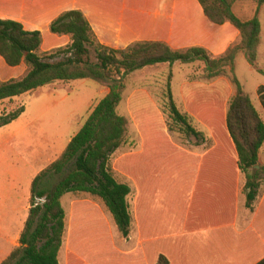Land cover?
<instances>
[{
  "label": "crops",
  "instance_id": "1",
  "mask_svg": "<svg viewBox=\"0 0 264 264\" xmlns=\"http://www.w3.org/2000/svg\"><path fill=\"white\" fill-rule=\"evenodd\" d=\"M72 10L85 14L101 45L116 50L137 42H161L174 50L204 48L218 58L240 37L239 31L230 23L221 26L211 23L197 0H0V19L14 20L28 31L41 32L44 53L71 44L70 36L55 35L50 27L62 13ZM165 65L172 66L159 64L131 75ZM25 71V65L10 67L0 56L2 81L17 79ZM203 75L204 72L201 80L209 84L201 85L196 80L185 82L182 87L178 84L183 105L181 109L177 106L209 130L213 147L200 154L184 150L172 141L168 129L161 125L162 136L152 137L149 130L153 122L140 120L144 108L137 113L135 110L133 119L142 144L138 151L131 153L130 179L134 197L130 234L123 237L114 218L112 222L107 217L88 213L78 212L77 215L72 211L76 202L69 207V213L64 203L65 195L62 199L66 212L65 232L58 253L59 264H157L161 255L169 264H260L264 260V173L258 179L257 198L252 208H248L244 191L246 175L234 168V156L232 168L221 166L220 156L215 152L218 141L213 127L197 115L219 111L221 90L227 93L223 99L226 113L230 98L236 94L235 87L226 78L209 80ZM261 86L256 92L261 109L251 100L264 119L258 92ZM243 88L246 93L244 85ZM104 91L106 96L109 89ZM24 96L0 103V114L16 110L19 103L24 106ZM132 96H140L142 103H147L143 100L146 98L148 105L161 112L147 90H135ZM92 104L93 100L91 108ZM24 107L19 122L16 120L11 124L20 123L27 116L29 108ZM161 119L163 121L162 116ZM10 125L0 128V132ZM34 127L37 129V124L26 125L29 129ZM80 129L71 138L67 129L62 135L59 128L47 134L41 130L31 137L30 157L37 167L30 181L27 176L29 149L22 132L0 137V161L6 160L7 190L10 188L9 193L0 198V264L21 247V236L29 216L26 186L32 187L33 180L63 154ZM166 148L168 154L178 158L179 168L173 171V177L178 180L173 185L164 184L162 190L154 184V179L166 175L155 167L161 163ZM258 167L256 170L264 168V144L259 152Z\"/></svg>",
  "mask_w": 264,
  "mask_h": 264
},
{
  "label": "trees",
  "instance_id": "2",
  "mask_svg": "<svg viewBox=\"0 0 264 264\" xmlns=\"http://www.w3.org/2000/svg\"><path fill=\"white\" fill-rule=\"evenodd\" d=\"M197 1L211 23L219 26L230 23L239 31L240 46L230 47L218 58L204 48L174 50L161 42H137L126 49L116 50L101 45L85 14L72 10L62 13L50 27L55 35L70 36L71 44L43 53L41 32L28 31L22 23L14 20L0 19V56L10 67L26 66L25 73L19 78L8 81L0 79V103L57 82L91 80L109 89L63 154L33 180L29 216L21 236V247L3 264H59L58 253L66 218L62 199L69 193H87L101 199L121 235L125 238L129 236L132 223L129 197L132 189L117 180L115 169L110 164L111 156L127 142L129 121L118 110L123 101L127 76L159 64L200 61L205 64V79L226 78L235 87L236 94L230 98L226 113L223 99L227 93L221 90L219 111L197 115L213 127L218 141L215 152L220 156L221 166L232 168L233 156L236 157L234 168L246 175L244 191L247 207L252 208L258 194L259 176L264 173V168L256 170L259 152L264 144V119L250 96L244 92L235 72V62L238 50H242L248 63L256 66L262 24L258 15L247 21L236 15L234 5L241 0ZM254 1L258 6L264 5V0ZM258 72L264 76V70L259 69ZM171 78L172 74L168 77L163 107V112L168 116L167 129L199 139L201 132L193 126V117L181 112L177 106ZM258 92L264 107V86ZM24 112V106L1 112L0 128L10 125ZM159 116L152 105L142 110L140 120L153 122L149 130L152 137L156 135L153 127L159 124ZM157 136L161 137L162 133L158 131ZM50 176H62L52 189L47 187ZM157 179H154L155 185L158 184ZM177 180L170 178L167 182L163 177L159 182L174 184ZM44 198L45 203H37V199ZM157 264H169V261L161 255ZM260 264H264V260Z\"/></svg>",
  "mask_w": 264,
  "mask_h": 264
},
{
  "label": "rangeland",
  "instance_id": "3",
  "mask_svg": "<svg viewBox=\"0 0 264 264\" xmlns=\"http://www.w3.org/2000/svg\"><path fill=\"white\" fill-rule=\"evenodd\" d=\"M234 12L243 21L252 19L254 16L258 15L262 24V37L261 44L259 47V59L256 66H251L242 50H238L236 62H235V72L238 78L241 80L245 87L246 93H248L253 100L256 107L261 109L259 104V99L257 98V89L259 86L264 85V76L258 71L264 70V5L258 6L254 0H241L235 3ZM241 44V38L239 37L237 42H235L231 47H238ZM44 53V52H43ZM205 64L197 61L192 64H181L176 63L172 66L165 65L160 67L148 68L142 72L135 73L133 75L127 76L124 81L125 91L123 93V102L119 107V113L125 116L128 123V133L127 142L122 145L119 150H117L110 158L111 166L117 171L115 172V177L121 183L128 184L132 187L131 177V153L138 151L142 144V138L139 135L137 125L133 119L134 111L147 108L149 105L148 100L143 98L147 103H142V98L140 96L133 98V92L138 89L147 90L153 101L156 103L157 107L161 111L159 114V124L163 129L167 128L166 122H168V116L163 112V107L166 103L165 94L166 86L168 82V77L173 74L172 82L174 88L175 100L181 109L183 105V100L181 101L179 95V87L182 84L191 80H196L200 82L201 85L209 84L210 82L202 81L201 75L204 72ZM99 87V88H98ZM96 88L97 94H96ZM107 87L97 84L91 80H77L71 82H57L53 85H47L40 89L35 90L24 96L23 105L29 108V113L26 117L22 118V122L11 124L10 126L4 128L0 132V137H8L12 132L21 131L23 138H26V143L28 144V181H30V176L33 175V170L36 169L37 164L30 157V145L31 137L36 136V132L43 131L44 134L56 132L60 129L61 134L64 135L66 129L68 131V137H72L80 127H82L87 120L89 114L91 113L95 103L102 99L106 92L104 91ZM254 95V96H253ZM93 100L92 108L91 102ZM22 106V103L16 107ZM142 106V107H141ZM163 118V121L161 119ZM16 122H19L17 119ZM37 124V129L34 127L32 129L26 128V125L34 126ZM156 125L153 127L156 132L155 137L160 138L158 131H160V126ZM193 126L201 132V138L196 139L185 134L178 132L168 131L169 136L172 141L180 148L187 150L192 153H203L211 149L214 145L211 133L208 129L201 126L198 122H193ZM3 128V127H2ZM71 128V130H70ZM54 129V130H53ZM162 145H164L162 143ZM164 150V155L161 158V163L156 166L158 170H163L165 172L167 182L170 178H174L173 171H176L179 167V161L175 154H168L167 148ZM13 160V158H11ZM153 163V162H152ZM147 164V162H146ZM5 165L6 160L0 161V198L6 196L9 192L7 185H9L6 175H5ZM170 171L171 176L170 177ZM163 176H161L162 179ZM62 176H50L48 178V188L52 189L60 180ZM160 177H158V186L163 190L164 182H159ZM29 183V182H28ZM166 184V183H165ZM173 185V183H171ZM24 194V192H23ZM22 194V200L23 195ZM26 194L29 196L28 208L30 209V185L26 186ZM133 193L129 197V204L133 205ZM73 205L74 212H82L83 214H91L97 217H107L113 222V217L107 210L105 204L101 199L96 196H92L87 193H69L64 197V203L67 210L70 213L71 204ZM78 202V203H77Z\"/></svg>",
  "mask_w": 264,
  "mask_h": 264
},
{
  "label": "built area",
  "instance_id": "4",
  "mask_svg": "<svg viewBox=\"0 0 264 264\" xmlns=\"http://www.w3.org/2000/svg\"><path fill=\"white\" fill-rule=\"evenodd\" d=\"M45 202H46V199L45 198L44 199H37V203L38 204H43Z\"/></svg>",
  "mask_w": 264,
  "mask_h": 264
},
{
  "label": "water",
  "instance_id": "5",
  "mask_svg": "<svg viewBox=\"0 0 264 264\" xmlns=\"http://www.w3.org/2000/svg\"><path fill=\"white\" fill-rule=\"evenodd\" d=\"M256 168H259L258 166Z\"/></svg>",
  "mask_w": 264,
  "mask_h": 264
}]
</instances>
